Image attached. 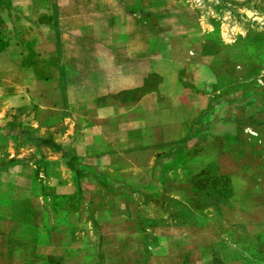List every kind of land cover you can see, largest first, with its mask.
<instances>
[{"label":"rangeland","instance_id":"rangeland-1","mask_svg":"<svg viewBox=\"0 0 264 264\" xmlns=\"http://www.w3.org/2000/svg\"><path fill=\"white\" fill-rule=\"evenodd\" d=\"M131 7L126 33L138 37L131 45L132 67L138 69L146 45L147 68L156 73L125 96L131 102L128 110L115 105L112 113L139 116L143 105L150 116L156 106L176 103L184 109L182 117L195 112V124L190 123L200 132L194 140L186 135L166 144L149 126V133L117 138L109 155L88 154L91 147L81 137L85 124L78 116L99 113L98 103L67 104L65 77L49 73L68 61L55 51V43L22 44L9 38L0 51V264H35L29 243L41 240L47 227L65 226L78 228V242L89 250L85 262L96 245L100 264L118 263L125 237H138L127 236L122 228L144 225L194 227L170 235L174 244L167 249H152L154 254L173 253L168 264L264 263V161L257 150L263 139L253 122L242 129L244 139L229 134L245 116L243 107L264 112V0H133ZM19 29L27 34L25 27L3 31L12 36ZM158 96L164 105H156ZM203 120L207 133L201 130ZM111 125L122 128L118 121ZM221 132H228V144L235 145L223 146ZM236 177L243 178L238 182L242 202L234 193ZM256 179L260 184L251 199L247 186ZM253 208L261 216L260 234H222L240 222L249 228L245 214ZM237 210L244 219H234ZM222 211L228 214L225 222L218 217ZM111 212L116 219L109 217ZM123 213L142 218L119 219ZM138 256L132 250L127 258L138 264Z\"/></svg>","mask_w":264,"mask_h":264},{"label":"crops","instance_id":"crops-1","mask_svg":"<svg viewBox=\"0 0 264 264\" xmlns=\"http://www.w3.org/2000/svg\"><path fill=\"white\" fill-rule=\"evenodd\" d=\"M132 3L133 0H0V51H4L3 44L5 42L8 43L9 38L13 42L17 41L22 44L40 42L44 45H50L55 43V51H61L63 54L60 57L66 58L68 61L63 66V69H55L53 67L49 70V73L51 74L53 71L54 77L56 78H60L61 76L65 77L67 82V95L70 100L67 104L75 107L80 105L87 107L88 102L92 100L94 102L96 101L98 106H100L98 109L99 113L97 114L88 115L84 112L83 116H78L83 119V124H85L84 132L86 135H83V133L80 134L81 137H84L88 141L89 144H86V148L91 147V152L88 153L91 155H109L115 149V140L117 138L123 139L124 136L127 138L134 131H147L149 133V126L151 129H154L152 130L153 133L162 136L161 140H166L164 141L166 144L169 143V140L174 142L186 135L191 140H194L193 137H195V134L200 132L199 129H196L190 123L196 117L195 112H188V114L182 117L179 114H182L184 109L176 103L170 106H156L150 116L148 115V109L144 108L143 105L140 106L141 113L139 116H133L131 112L123 116H116L112 113L111 107L115 105H119L124 110H128L126 107L131 102L127 103L125 96L129 95V92L132 90L143 88L149 75L156 73L152 69L148 70L147 68V60L144 58L149 56L146 45L144 56H142L143 50L140 51L138 69L132 67L133 56H131V45L133 41H137L138 39L137 36L126 33V28L133 19L131 11ZM6 14H11V18H7ZM139 19H141V13L139 14ZM4 27H25L27 28L25 30L27 34L24 35V31L19 29L12 36H5L3 31ZM117 30H121L122 32L117 34ZM21 31L22 34L20 33ZM141 38V35H139V39ZM147 42L148 40H145V44ZM14 48L13 51H18L17 49L19 47ZM73 66L75 69L74 73L71 69ZM87 83H90V86ZM121 97L124 98L122 99L123 101H121ZM147 97L145 99H148ZM219 98L221 101L225 99V96L224 98L221 96ZM158 100L159 96L157 97L156 105H164L163 103H159ZM210 107L209 104L208 108ZM211 108L207 112L211 113ZM256 108L255 106L243 107L245 116L235 121L236 123L234 124L235 127H238V131L236 129L235 133L229 134H232V138L239 133L240 137L244 139L245 134H243L242 129L250 124V122H253L263 139L262 147L258 145L257 150H260L261 153H258L261 155V160L264 161V112H260L259 110V113ZM148 119H151V123H148ZM117 121L122 123V128H114L111 125ZM221 121V124L228 125L226 123L227 121ZM133 123H137L135 128L132 127ZM203 123L201 130L207 133L204 120ZM240 129L242 132H240ZM99 130L100 132L97 133ZM208 135L210 137L212 134L209 133ZM228 137V132H221V143L224 142L225 145L223 146L226 148L229 145L230 147L235 145V141H230V144H228ZM242 179L236 177L233 180L236 198L240 195L238 182ZM253 183L254 186H247L249 189L247 192H249V198L251 199L256 198V187L260 184L257 179L253 180ZM239 198L242 202L243 197L240 195ZM251 202L253 204V200ZM261 205L263 206L262 211L264 212V203ZM224 206L226 207L227 205ZM111 213L112 216L109 217L116 219L117 214L115 212ZM119 215V219L122 217L124 219L127 217L130 220L142 218V215H134L133 218V214L128 215V213ZM245 215L250 219V222H248V225L250 224L249 228H244L243 222H240L234 229L226 228L227 230L222 232V234L226 233L225 235L227 236L235 234L237 238L240 235L252 234L254 236L260 234V231H256L261 224L259 211H255L253 208L251 212L247 211ZM218 217L225 222L228 217L227 211H222ZM237 218L244 219L245 216L242 212L239 214L237 210L234 219ZM209 221L210 219L206 221L205 226L208 225ZM235 223H239L238 220ZM193 228L187 225L177 227L144 225L139 228L124 226L122 230H125V233L128 234L127 236L134 235L133 233H135L138 237L136 239L125 237L126 240L121 245L123 254L119 256L121 262H114V264H131L127 256L131 257L132 250H134L135 254H139L137 259L140 262H137L138 264H142V259H144L145 264H168L167 260L170 261V255L173 253L165 254L160 251V254H154L152 249L158 246H163L164 249H167L169 245L174 244V240L170 235L181 231L191 232ZM77 229L68 226L45 228L44 231L46 232L43 233L44 237L40 238L41 240L36 238L37 240L34 239L29 243L32 245L31 247H34H30V251L32 252L30 259L35 260V264H100V252L95 248L96 245L92 246L91 249V261H84V256L89 250L84 247V243L79 244V239L76 236L78 233ZM115 232L117 231L115 230ZM74 235L76 236L75 238L73 237ZM238 242L241 241L236 239L237 244ZM22 246L19 245L17 247L19 253L22 252L20 250ZM149 248L151 252H149ZM249 263L264 264L261 261L259 263L254 260L247 262L243 259L225 262V264ZM169 264L173 263L170 262Z\"/></svg>","mask_w":264,"mask_h":264}]
</instances>
